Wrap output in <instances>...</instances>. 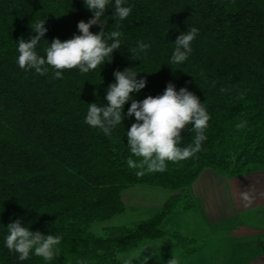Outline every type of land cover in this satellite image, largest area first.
<instances>
[{
  "label": "trees",
  "instance_id": "16d2710c",
  "mask_svg": "<svg viewBox=\"0 0 264 264\" xmlns=\"http://www.w3.org/2000/svg\"><path fill=\"white\" fill-rule=\"evenodd\" d=\"M123 6L132 8L126 19L113 17L114 0L102 17L104 31L122 33L111 62L106 58L86 74L64 69L57 79L48 65L45 75L19 67V40L28 41L35 35L31 27L44 20L37 52L45 56L54 39L79 35L78 22L94 13L84 0H0V264H121L120 256L137 245L168 237L178 248L195 246L166 226L178 211L173 201L148 219L103 228L101 236L91 227L125 213V189L187 194L204 170L237 177L264 168V0H124ZM192 27L198 34L188 59L171 64L177 37ZM140 42L149 47L141 51ZM126 68L146 80L133 99L162 95L169 83L199 98L210 115L199 152L138 177L140 169L127 164L140 159L126 137L136 122L127 116L131 101L111 137L85 123L88 104L107 106L113 72ZM240 123L245 126L238 130ZM194 137L188 125L179 147L192 145ZM16 219L32 232L61 236L59 256L21 261L9 251L7 225Z\"/></svg>",
  "mask_w": 264,
  "mask_h": 264
},
{
  "label": "clouds",
  "instance_id": "9594fccd",
  "mask_svg": "<svg viewBox=\"0 0 264 264\" xmlns=\"http://www.w3.org/2000/svg\"><path fill=\"white\" fill-rule=\"evenodd\" d=\"M110 0H84L88 10L94 13L87 22L81 20L77 24L79 35L71 39L61 41L54 39L44 49L45 56L37 52V45L41 41L47 29L45 21L35 22L31 27L35 34L28 41L21 38L18 42L17 63L21 69H34L39 75L48 72V65L55 69L54 78H61L64 69L78 68L83 74L95 70L98 66L104 65L106 58L111 62L112 53L120 48L122 33L120 31H104L107 21L102 17L105 15ZM124 0H114V15L120 20L126 19L132 8L123 6ZM97 25L100 31L93 34L90 29ZM198 34V29L192 27L187 32L181 33L175 41V49L171 57V64H182L188 59L192 51L191 44ZM112 42L109 43L108 41ZM148 44L139 43L141 51L146 50ZM115 83L108 86L105 99L107 106H98L96 103L88 104V111L85 123L98 127L102 132L111 137L112 129L121 124L125 116L124 106L131 101L127 110L128 117H135L136 122L127 130L128 148L131 154L140 158L138 161L131 157L127 160L130 168L140 169L136 172L138 177L147 173L163 172L167 168V162H179L191 158L201 150V143L206 139L205 130L208 127L210 115L204 104L186 87L176 90L172 83H169L162 95L147 96L142 101L133 99L131 93L140 92L145 88L146 80H137V73L126 68L123 71L113 72ZM221 91H225L222 89ZM188 125L192 126L195 132L193 144L188 147H179L182 138V131ZM245 126L244 123L236 125L239 130ZM240 197L245 205L251 203V196L248 192H241ZM5 246L9 251L18 254L21 261L27 260L30 255L51 261L59 256V248L62 237L59 235H44L39 231L32 232L28 227L21 226V220L16 219L7 225ZM142 252H131L124 259V264H133L139 260ZM151 257H144L142 264H147ZM167 264H178L177 258L173 257Z\"/></svg>",
  "mask_w": 264,
  "mask_h": 264
},
{
  "label": "crops",
  "instance_id": "0c3cea01",
  "mask_svg": "<svg viewBox=\"0 0 264 264\" xmlns=\"http://www.w3.org/2000/svg\"><path fill=\"white\" fill-rule=\"evenodd\" d=\"M245 191L251 196L247 206L240 197ZM121 198L126 211L120 216L128 217V224L152 217L166 202L173 201L178 211L166 222L170 229L194 239L206 238L208 232L221 235L229 231L231 238L247 248L248 255L252 253L247 264H264V242L261 243L262 239L258 242L264 237V168H255L237 177H225L207 169L187 194L138 186L125 189ZM183 199L189 203L183 205ZM191 213H197L201 220L191 218ZM143 243L140 245L149 246ZM256 244L258 250L249 251ZM123 255L119 259L121 264H124ZM133 264H142V261H133Z\"/></svg>",
  "mask_w": 264,
  "mask_h": 264
},
{
  "label": "rangeland",
  "instance_id": "374dc122",
  "mask_svg": "<svg viewBox=\"0 0 264 264\" xmlns=\"http://www.w3.org/2000/svg\"><path fill=\"white\" fill-rule=\"evenodd\" d=\"M182 203L183 205H187L189 202L187 199H183ZM191 218L197 221L201 220V217L197 213H191ZM128 221V217L116 216L107 223L92 225L91 232L97 236H101V230L103 228L123 226L128 224ZM262 237L258 239V242L261 239V243L264 242V237ZM187 238L193 239L197 244L195 246L189 244L185 249H182L175 246V241L171 237L155 241H145L143 244H149V246L137 245L131 251L123 255V261L129 253L133 251L137 253L142 252L145 247L148 248L144 250L140 259L134 261H143L144 257L148 256L151 257L147 261V263L150 264H167L173 257L177 258L178 264H247L248 256L252 254L249 253L248 255L247 248L242 247L240 241L231 238L229 231L221 233V235H212L208 232L206 238L201 239H194L192 237ZM170 243L171 245L169 246ZM192 250H194V252H192ZM257 250L256 244V248L254 250L250 249L249 251L255 253ZM196 257L198 258L195 259Z\"/></svg>",
  "mask_w": 264,
  "mask_h": 264
}]
</instances>
